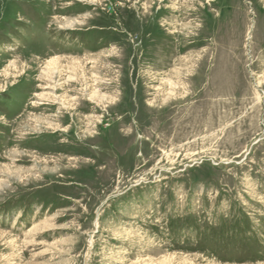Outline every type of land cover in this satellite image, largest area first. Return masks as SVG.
<instances>
[{"label": "rangeland", "instance_id": "374dc122", "mask_svg": "<svg viewBox=\"0 0 264 264\" xmlns=\"http://www.w3.org/2000/svg\"><path fill=\"white\" fill-rule=\"evenodd\" d=\"M263 29L264 0H0V264H264Z\"/></svg>", "mask_w": 264, "mask_h": 264}, {"label": "bare ground", "instance_id": "6f19581e", "mask_svg": "<svg viewBox=\"0 0 264 264\" xmlns=\"http://www.w3.org/2000/svg\"><path fill=\"white\" fill-rule=\"evenodd\" d=\"M8 6V5H7ZM4 14V13H3ZM264 30V29H263ZM60 64V62H58V60L57 59H53V60H51V61H49L47 64H46V70H43V75L42 76H44V77H46V78H48V75L51 73V71L53 70V67H55L56 65H59ZM53 74H55V72L53 73ZM50 79H52V78H50ZM90 98L92 99V100H94L95 98L97 99V100H103V99H105V96L104 95H99V94H93V96L91 97L90 96ZM100 123V122H99ZM230 127V126H229ZM68 135V134H67ZM227 160V159H226Z\"/></svg>", "mask_w": 264, "mask_h": 264}, {"label": "flooded vegetation", "instance_id": "af4514ba", "mask_svg": "<svg viewBox=\"0 0 264 264\" xmlns=\"http://www.w3.org/2000/svg\"><path fill=\"white\" fill-rule=\"evenodd\" d=\"M9 108L11 107V105L8 106Z\"/></svg>", "mask_w": 264, "mask_h": 264}]
</instances>
